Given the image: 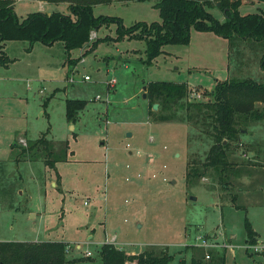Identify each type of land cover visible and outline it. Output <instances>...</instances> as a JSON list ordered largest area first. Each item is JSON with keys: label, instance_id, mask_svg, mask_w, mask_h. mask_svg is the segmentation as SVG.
Segmentation results:
<instances>
[{"label": "rangeland", "instance_id": "374dc122", "mask_svg": "<svg viewBox=\"0 0 264 264\" xmlns=\"http://www.w3.org/2000/svg\"><path fill=\"white\" fill-rule=\"evenodd\" d=\"M156 1L112 0L94 12L128 27L161 21ZM208 8L224 20L215 1ZM261 8L264 2L244 0L240 10ZM14 9L21 20L35 11L69 12L66 3L38 0H17ZM97 34L70 54L62 40L3 45L10 60L0 61V241H64L68 260L76 259L68 264H102L100 250L114 238L129 251L168 248L174 264L204 252L225 255L226 264H264V120L248 122L230 149L240 172L224 190L211 171L188 179V163L202 164L211 145L204 130L187 124L184 110L161 120L144 97L152 80L187 82L191 100L192 89L212 99L219 80L264 82L263 43L192 28L189 44L165 45L147 64L146 42L116 40V23ZM96 39L103 40L87 50ZM68 99L85 101L76 122L67 119ZM44 134L53 166L44 145L27 147ZM247 218L262 239L258 247H245ZM198 236L234 249L197 247Z\"/></svg>", "mask_w": 264, "mask_h": 264}, {"label": "trees", "instance_id": "16d2710c", "mask_svg": "<svg viewBox=\"0 0 264 264\" xmlns=\"http://www.w3.org/2000/svg\"><path fill=\"white\" fill-rule=\"evenodd\" d=\"M44 1L53 4L66 2L69 12L35 11L21 20L14 9L16 0H0L2 63L6 64L10 60L3 50V45L8 39H25L31 45L36 41L53 43L62 40L70 54L71 50L90 43L93 30L112 23L117 24L116 40L127 37L146 42V58L143 62L147 64H151L163 53L165 45L189 44L192 28L202 32H213L227 39L234 36L254 39L262 42L264 47V8L258 12L243 14L240 7L244 0H157L154 6L159 9L161 21L150 23L140 21L128 27L124 25L121 17L95 14L96 4L109 3L112 0ZM214 1L224 12V20H220L209 10L208 7H211ZM100 40L103 39L91 42L87 50L95 49ZM261 64L264 69V53ZM189 87L187 82L152 80L147 83L145 92L152 108L154 103L159 104V110L154 113L161 120L177 117L184 110L185 122L201 127L211 143L206 160L202 164L188 163V179L201 178L211 171L216 175L222 188L230 190L231 177L240 172V168L230 160V149L238 146L241 133L248 122L264 120V82L251 78L219 80L210 91L212 95L210 100L189 99ZM85 106L83 99H68L67 119L75 121L78 111ZM50 141L44 134L27 147L33 150L39 143L44 145L46 157H50L46 161L53 166L57 160L52 158L54 151ZM234 197L237 199L236 194ZM245 227L248 237L246 243L256 245L258 233L248 218ZM66 246L64 241L59 240L0 241V264H68L76 261L68 260ZM100 257L102 264H174L175 258L168 248L160 252L146 249L133 254L127 253L113 243H105L102 246ZM178 264H226V256L211 254L209 260H206L204 252L202 256L193 254L189 262L181 259Z\"/></svg>", "mask_w": 264, "mask_h": 264}, {"label": "built area", "instance_id": "2783aa9c", "mask_svg": "<svg viewBox=\"0 0 264 264\" xmlns=\"http://www.w3.org/2000/svg\"><path fill=\"white\" fill-rule=\"evenodd\" d=\"M84 78L86 80H89L90 76L89 75H85ZM190 93H191L190 98H192V100H202V98H203L202 92H200V91L192 89ZM98 98H100V96H98ZM199 238L202 240V243L200 245H197L198 247L207 248V247L213 246V247H219V248H222V247L228 248L229 247L231 249H234V246L232 244H228L226 242L221 244L218 240H213V242H208V239H206L205 237H199L198 236V239ZM109 243L115 244L116 243V239L114 238L111 242L109 241ZM77 246L79 247L80 244H77ZM255 247H258V246L255 245ZM70 251H71V245H67L66 248H65L66 254H68ZM90 254H91L90 251H88L86 253V255H90ZM210 257H211V254L209 252H207L206 253V258L209 259Z\"/></svg>", "mask_w": 264, "mask_h": 264}, {"label": "crops", "instance_id": "0c3cea01", "mask_svg": "<svg viewBox=\"0 0 264 264\" xmlns=\"http://www.w3.org/2000/svg\"><path fill=\"white\" fill-rule=\"evenodd\" d=\"M17 1V0H16ZM38 1H40L41 2V6L42 7H44L45 6V4L46 3H48L47 1H44V0H38ZM62 3H66V2H62ZM49 4H52V5H54L53 3H49ZM67 4V3H66ZM56 5V4H55ZM68 5V4H67ZM44 10V9H43ZM100 29V28H99ZM95 34H97V30H95ZM97 38H99V36H98V34H97ZM85 50H86V48H85ZM144 90H146V88L144 87ZM145 93V92H144ZM85 108V107H84ZM83 108V109H84ZM79 114H80V110L78 111V114H77V118H76V120L75 121H72V122H76L77 121V119H78V117H79ZM69 121V120H68ZM73 127V126H72ZM67 146H68V144H67ZM48 158H50V157H46V159H48ZM46 159H45V161H46ZM62 159V158H61ZM65 160H68V157H67V155H66V157H65ZM137 168V167H136ZM139 168V167H138ZM61 184H60V181H58L57 183L56 182H54V186L56 187V188H58V189H61V186H60ZM86 204V203H85ZM88 204V203H87ZM255 229V231L258 233V241H257V243H261V240L262 239H260L259 237H260V234H259V232L257 231V229L256 228H254ZM88 239H92L93 238V234H91V235H88V237H87ZM215 238H217V236H215ZM218 239V238H217ZM34 241H39V240H34ZM59 241H61V240H59ZM228 244H231V243H228ZM259 244H256V246H258ZM255 246V245H254ZM247 249L248 248H251L252 247V245H250V246H245ZM125 250V249H124ZM127 253H139V252H136V251H129V250H125ZM234 254H235V252H234Z\"/></svg>", "mask_w": 264, "mask_h": 264}, {"label": "water", "instance_id": "95a60500", "mask_svg": "<svg viewBox=\"0 0 264 264\" xmlns=\"http://www.w3.org/2000/svg\"><path fill=\"white\" fill-rule=\"evenodd\" d=\"M218 4H219V2H218ZM145 88H146V86H145ZM144 97H147L146 92L144 93ZM158 107H159V104H158V103H154V105H153V109H154V110H157Z\"/></svg>", "mask_w": 264, "mask_h": 264}]
</instances>
